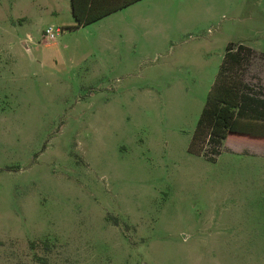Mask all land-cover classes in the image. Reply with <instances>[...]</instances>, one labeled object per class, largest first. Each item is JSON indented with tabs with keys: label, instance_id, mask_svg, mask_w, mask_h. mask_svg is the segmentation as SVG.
<instances>
[{
	"label": "rangeland",
	"instance_id": "obj_1",
	"mask_svg": "<svg viewBox=\"0 0 264 264\" xmlns=\"http://www.w3.org/2000/svg\"><path fill=\"white\" fill-rule=\"evenodd\" d=\"M72 23L69 0H0V264H264V153L187 150L228 43L264 96V0Z\"/></svg>",
	"mask_w": 264,
	"mask_h": 264
},
{
	"label": "trees",
	"instance_id": "obj_2",
	"mask_svg": "<svg viewBox=\"0 0 264 264\" xmlns=\"http://www.w3.org/2000/svg\"><path fill=\"white\" fill-rule=\"evenodd\" d=\"M135 1L70 0L74 23L66 28L88 25ZM252 56V49L243 44H227L191 135L187 149L190 154L214 162L228 138L244 137L264 143V96L251 94V87L242 77L241 66L249 63Z\"/></svg>",
	"mask_w": 264,
	"mask_h": 264
},
{
	"label": "crops",
	"instance_id": "obj_3",
	"mask_svg": "<svg viewBox=\"0 0 264 264\" xmlns=\"http://www.w3.org/2000/svg\"><path fill=\"white\" fill-rule=\"evenodd\" d=\"M139 1H141V0H137V1H135V2H133V3H131V4H129V5H127L126 7H128V6H131V5H133V4H135V3H137V2H139ZM69 3H70V0H69ZM126 7H124V8H126ZM124 8H122V9H124ZM122 9H119V10H117V11H120V10H122ZM70 11H71V9H70ZM117 11H115V12H117ZM115 12H112V13H115ZM112 13H110V14H108V15H106V16H104V17H102V18H100V19H98V20H96V21H94V22H92V23H90V24H88V25H85V26H80L79 28L80 29H82V28H84V27H90V26H93V25H96V24H98V23H101L103 20H104V18L105 17H107V16H109V15H111ZM72 16V15H71ZM72 19H73V17H72ZM73 23H74V19H73ZM72 23V24H73ZM71 24V25H72ZM48 26H51V25H48ZM53 26V25H52ZM70 26V25H69ZM47 27V26H46ZM45 27V28H46ZM76 29H78V28H76ZM111 41V37H109L108 35H103L102 37H100L99 38V40H98V42L99 43H101L102 45H103V47L104 48H109L110 47V42ZM47 44H49V43H47ZM61 55V54H60ZM63 63V62H62ZM234 143V148H230V150H261V152L262 153H264V143H255V145H253V146H247V147H243L241 144H237V143H235V142H233ZM221 150V149H220ZM217 158V157H216Z\"/></svg>",
	"mask_w": 264,
	"mask_h": 264
},
{
	"label": "built area",
	"instance_id": "obj_4",
	"mask_svg": "<svg viewBox=\"0 0 264 264\" xmlns=\"http://www.w3.org/2000/svg\"><path fill=\"white\" fill-rule=\"evenodd\" d=\"M61 27H56V26H47L46 28L43 29L42 32V39L44 41L51 42L54 40L61 32H62Z\"/></svg>",
	"mask_w": 264,
	"mask_h": 264
}]
</instances>
